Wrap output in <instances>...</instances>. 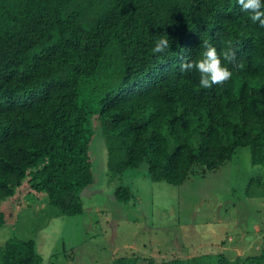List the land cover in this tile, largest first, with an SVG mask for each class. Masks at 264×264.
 Masks as SVG:
<instances>
[{"label":"trees","instance_id":"1","mask_svg":"<svg viewBox=\"0 0 264 264\" xmlns=\"http://www.w3.org/2000/svg\"><path fill=\"white\" fill-rule=\"evenodd\" d=\"M161 35L170 48L153 54ZM205 40L218 53L231 42L244 65L221 58L232 77L207 89L198 72L179 70ZM95 126L111 178L145 164L152 180L180 184L244 145L264 163V28L237 0H0V203L25 182L62 214L81 212ZM113 193L131 195L122 183ZM41 260L32 238L0 246V264ZM145 264H264V247Z\"/></svg>","mask_w":264,"mask_h":264},{"label":"rangeland","instance_id":"2","mask_svg":"<svg viewBox=\"0 0 264 264\" xmlns=\"http://www.w3.org/2000/svg\"><path fill=\"white\" fill-rule=\"evenodd\" d=\"M105 154L95 126L89 143L93 179L80 192L78 214H62L25 182L16 186L0 203V246L10 236L32 238L42 257L37 264H113L123 256L145 264L148 257L216 252L232 259L264 247V163H251L248 146L180 184L152 180L145 164L111 178ZM118 183L129 187L127 200L115 198Z\"/></svg>","mask_w":264,"mask_h":264},{"label":"clouds","instance_id":"3","mask_svg":"<svg viewBox=\"0 0 264 264\" xmlns=\"http://www.w3.org/2000/svg\"><path fill=\"white\" fill-rule=\"evenodd\" d=\"M242 12L247 13L252 23H257L264 28V0H237ZM202 52L198 59L181 58L179 70L181 72L196 71L199 73V84L202 88H211L214 84H224L232 77V72L222 64V59L238 68H243V63H237L236 51L231 42L218 53L217 48L205 40L201 44ZM170 48L167 35H161L155 40L152 48L153 54H162Z\"/></svg>","mask_w":264,"mask_h":264}]
</instances>
